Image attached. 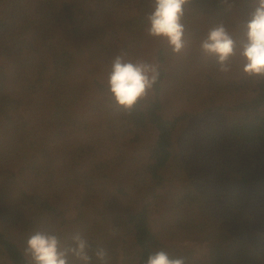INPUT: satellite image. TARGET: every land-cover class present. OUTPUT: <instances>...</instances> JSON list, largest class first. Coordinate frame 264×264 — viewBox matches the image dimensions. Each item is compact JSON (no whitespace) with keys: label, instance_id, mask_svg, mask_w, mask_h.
<instances>
[{"label":"trees","instance_id":"16d2710c","mask_svg":"<svg viewBox=\"0 0 264 264\" xmlns=\"http://www.w3.org/2000/svg\"><path fill=\"white\" fill-rule=\"evenodd\" d=\"M254 7L192 0L174 54L147 35L154 0H0V264H31L36 231L65 247L79 234L90 264H104L100 249L106 264L160 250L185 264H264V78L240 56ZM220 23L236 41L228 73L201 48ZM121 53L159 71L131 114L108 92ZM170 180L155 231L150 208ZM215 236L202 263L173 244Z\"/></svg>","mask_w":264,"mask_h":264},{"label":"clouds","instance_id":"9594fccd","mask_svg":"<svg viewBox=\"0 0 264 264\" xmlns=\"http://www.w3.org/2000/svg\"><path fill=\"white\" fill-rule=\"evenodd\" d=\"M191 3L192 0H154V10L146 17L149 25L147 35L166 40L174 54L180 53L186 47L183 20L186 7ZM244 28L245 38L240 52L244 61L243 71L250 77L264 78V0H255V7ZM201 48L205 54L216 58L219 72L231 71L228 61L236 54V41L223 23L209 30ZM126 56L127 53H121L113 59L108 92L117 106L131 114L153 91L159 71L157 64ZM87 247V241L79 234L73 237L72 245L65 247L56 234L36 231L27 240L25 254L31 264H70V256L83 264H90ZM96 256L106 264L104 249L98 250ZM146 264H185V260L171 258L167 252L160 250L150 254Z\"/></svg>","mask_w":264,"mask_h":264},{"label":"rangeland","instance_id":"374dc122","mask_svg":"<svg viewBox=\"0 0 264 264\" xmlns=\"http://www.w3.org/2000/svg\"><path fill=\"white\" fill-rule=\"evenodd\" d=\"M167 176H169V174H167ZM174 182L176 183V185ZM177 184L178 183L176 181L171 182V180L169 182H166V184L160 189V194H162V197L156 204H154L150 208V221H151L152 228L155 231H157L158 229L157 220H158L161 208H162V201L165 200L166 197L171 196L172 192L174 191V187L177 186ZM219 242H220L219 236H215L214 238H212V240L211 239H206V240L184 239L183 241L175 242L173 244H177L183 249H191L195 260L202 263L207 259L209 245L213 243L218 244ZM222 245L225 248L226 243H223Z\"/></svg>","mask_w":264,"mask_h":264}]
</instances>
